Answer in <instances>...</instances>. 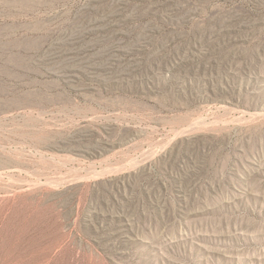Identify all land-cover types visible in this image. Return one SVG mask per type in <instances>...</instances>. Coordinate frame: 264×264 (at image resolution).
I'll use <instances>...</instances> for the list:
<instances>
[{
    "label": "rangeland",
    "instance_id": "374dc122",
    "mask_svg": "<svg viewBox=\"0 0 264 264\" xmlns=\"http://www.w3.org/2000/svg\"><path fill=\"white\" fill-rule=\"evenodd\" d=\"M0 264H264V0H0Z\"/></svg>",
    "mask_w": 264,
    "mask_h": 264
}]
</instances>
